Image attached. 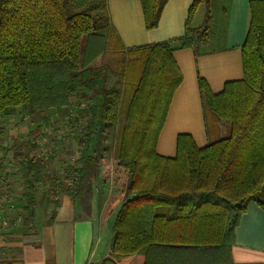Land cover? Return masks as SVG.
I'll return each instance as SVG.
<instances>
[{"label": "trees", "instance_id": "1", "mask_svg": "<svg viewBox=\"0 0 264 264\" xmlns=\"http://www.w3.org/2000/svg\"><path fill=\"white\" fill-rule=\"evenodd\" d=\"M141 2L146 28H156L168 0ZM201 4L208 7L205 21L194 28ZM210 5L211 0H194L183 37L131 49L118 45L116 52L107 0H0V126L2 118L19 109L35 115L68 107L73 97L86 104L81 111L87 118L85 145L64 178L44 173L49 160L32 156L39 147L28 141L30 153L20 171L26 179L30 227L38 188L49 182L58 193L80 200L85 214L91 211L101 136L122 118L116 160L127 183L105 208L106 217L116 215L113 257L103 264L232 263L235 231L249 203L264 208V0H250L251 21L242 46L244 78L215 94L199 77L204 108L227 122L230 134L205 147L181 134L175 157L157 151L183 82L175 52L208 43ZM110 49L120 58L115 66L93 65Z\"/></svg>", "mask_w": 264, "mask_h": 264}, {"label": "crops", "instance_id": "2", "mask_svg": "<svg viewBox=\"0 0 264 264\" xmlns=\"http://www.w3.org/2000/svg\"><path fill=\"white\" fill-rule=\"evenodd\" d=\"M193 2L168 0L159 25L151 30L146 28L141 0H108V8L123 45L129 48L183 37ZM210 9L208 43L175 52L183 82L170 104L157 143L158 153L165 157L176 156L181 134L193 136L199 147L211 142L199 77L208 81L215 94L222 92L228 82L244 78L242 46L251 21L250 0H211ZM206 10V4L199 6L192 22L194 28L203 26ZM50 111L26 115L17 110L1 119L4 135L0 137V264H103L113 255L111 226L116 213H112L113 220L110 216L103 220V208L110 197L101 198L98 187H93L91 211L85 214L80 200L58 193L55 184L39 186L35 224H28L26 179L20 169L30 152L29 139L23 136L32 131L31 117L40 116L42 124L48 123L52 119ZM17 114L20 121L15 122ZM213 122L214 139L230 134L227 122ZM39 149L31 155L42 157ZM239 222L231 264H264V208L251 201Z\"/></svg>", "mask_w": 264, "mask_h": 264}, {"label": "rangeland", "instance_id": "3", "mask_svg": "<svg viewBox=\"0 0 264 264\" xmlns=\"http://www.w3.org/2000/svg\"><path fill=\"white\" fill-rule=\"evenodd\" d=\"M85 1L87 0H79V3L83 4ZM115 17L120 20L119 14L116 13ZM113 28L115 29V33L117 34V36L112 40V46L114 47L116 52H120V47L118 45H124L114 25ZM86 41L87 38L83 37L81 42L83 52L86 49ZM144 45L132 46L126 49ZM117 59L120 58H118V55L114 54L112 49H110L108 50L104 58L101 57L97 59L93 62V65L99 66L107 62L114 65ZM85 106L86 104L82 98L73 97L72 102L68 107L58 110L55 109L52 110V112H49V115L52 117V119L48 123L42 124L40 116L31 117L32 123H30V129H32V131L30 132V134H26L23 137H26L25 140L29 139L38 142V145L40 146L38 153L42 154L41 156L43 158L49 160V164L44 171V173L48 174L49 176H55L60 179L64 178V176L70 174L71 172L69 167L74 165L75 161L80 157L81 150L84 147L86 141L83 137V129L87 124V118L83 116L81 112L85 108ZM18 111H20L19 113L22 112L21 109H19ZM212 116L213 115L211 114V112H209L208 117L209 130L211 131L212 138L211 142L217 140L212 137L215 135V132L213 130L215 129L213 122L214 118ZM14 120L15 122L20 121V115L17 114ZM122 122L123 119L121 118L119 119L118 124L107 125L104 128L101 136L100 150L98 153L99 156L102 157L100 160L99 181L94 185V187H98V189L101 190L99 196L103 199L107 196L111 198L114 194L121 193L123 187H125L127 183V177L123 173V170L118 167L116 160L117 137L121 129ZM37 123H40L39 126H37ZM18 125L20 124L18 123L17 126ZM48 184L49 186L52 185L51 182H49ZM105 208H103V220L107 218L105 216ZM113 218L114 215L110 214V220H113ZM107 224L110 225L111 221H108Z\"/></svg>", "mask_w": 264, "mask_h": 264}, {"label": "built area", "instance_id": "4", "mask_svg": "<svg viewBox=\"0 0 264 264\" xmlns=\"http://www.w3.org/2000/svg\"><path fill=\"white\" fill-rule=\"evenodd\" d=\"M0 131H2V128H1V126H0ZM0 150H1V146H0Z\"/></svg>", "mask_w": 264, "mask_h": 264}]
</instances>
